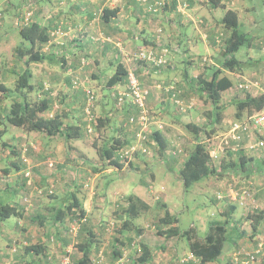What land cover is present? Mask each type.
<instances>
[{
    "label": "crops",
    "instance_id": "0c3cea01",
    "mask_svg": "<svg viewBox=\"0 0 264 264\" xmlns=\"http://www.w3.org/2000/svg\"><path fill=\"white\" fill-rule=\"evenodd\" d=\"M5 1L0 7L3 13V17L0 19V33L2 31V34L8 38V36L12 37L15 30L20 31L21 27L18 24L7 25L5 21L7 14L4 11L9 9V6L22 4L21 1L7 0V5ZM25 1L29 8H33L31 20L39 22L50 35L49 41L43 44L41 49L46 54V59L30 64L33 75L39 78L48 75V81L51 79V82L64 85L65 88L69 85L70 90L73 91L70 95L74 100L78 99L81 102L85 117L86 111L83 108L87 104L85 91L83 92V88H76L79 90L75 92L73 82L62 79L61 75L82 76L90 74L98 77L107 74L105 70L109 67L113 68L112 73H109V78L115 73L119 63L124 64L130 70L134 66L132 70L139 77L141 84L150 90L148 104L159 110L161 114H165L170 110L172 111V106H175V100L171 98L172 96L170 97L171 91L178 88L192 91L196 88L194 77L201 73L208 75L210 64L219 63L225 37V30L221 23L225 9L215 7L205 0ZM220 2L239 12L243 28L247 27V25H243L244 19L249 21V25H255L256 0H221ZM4 7L6 9L3 11ZM105 10H108V18L104 16ZM148 48L165 54L167 62L162 69L149 72L147 66H143L144 62L133 61L137 51ZM13 59L14 61L10 64L20 67L21 60L14 56ZM19 67L17 68L18 71L24 69ZM47 80H44L45 83ZM32 82H34V78ZM39 85L42 86V82ZM126 85L127 83H118L112 87L107 85L103 88L100 114L105 117V125L99 127L98 135L100 137L96 139L97 142L102 140V144L93 142L91 147L95 148L96 152H93L92 155L89 154L90 156L83 154L84 152L78 148V145L81 144L88 148L87 144L82 141L85 136L80 137L82 139L64 138L60 145L53 143V149H45L42 140L43 134L41 136L37 130L23 129L15 132L12 139L0 142V201L18 205L25 212V216L21 219L18 218L16 224L5 222V225H0V235L7 239H4V242L0 240V264H59L61 256L67 251H71L72 264H79L82 260L86 261L84 258L86 250H91L88 256V264H155L157 258L162 264H187L182 259L178 260L180 258L178 251L176 248L173 250L171 245L168 248H165V245L163 247L154 246L153 248L149 246L152 253L151 259L144 263L141 262L142 252L140 250L144 246L142 244L146 243L145 228L132 224L131 229H126L124 223L122 224L110 217L111 211L114 218L122 215L124 218L126 216L128 218L125 208L129 203L128 197L131 194L121 193L119 198H110L104 189L108 182L103 181L109 178L114 169L119 170L121 174L124 172L127 174L129 170L152 171L153 169L142 153H138L134 157L133 163L128 168L124 166L114 168L102 159L100 160V156L96 154L99 147L108 144L114 138L121 139L126 143L135 140V126L127 121L129 115L135 111L130 98L124 103L121 111L119 110V114H113V111L110 110V95L116 103V95L122 91L121 88L126 89ZM262 86L264 88V83ZM35 88L37 87L35 86ZM67 88L69 89V87ZM61 105V107L57 105L58 108L49 116H53L54 112H65L67 114V117L64 118L66 123L78 124L74 109L70 108L73 106V102ZM63 109H67V111H63ZM59 110L61 111L59 112ZM168 116L176 117L174 114ZM87 124L86 122V128ZM178 124V120L169 122L162 115H157L151 124V130L161 129L162 134L170 141L179 137ZM2 126L4 125H0V127ZM85 131L87 135L88 132ZM5 133H8V129L0 128V135ZM44 133L46 136H53ZM24 146L27 148L24 149ZM57 152L59 159L56 158V161L53 162L57 163L56 167H50L49 161L51 157L57 155ZM93 156H97L99 159L93 161ZM172 156V161L176 162L178 158ZM46 157L47 164L45 163ZM260 158L264 159V155ZM26 160L28 163L25 162ZM183 161L184 159L181 160V163ZM163 163L168 165V171L179 176L180 167H173V163L169 164L166 159H163ZM261 165L264 166V163ZM263 166H258L251 176L255 175V179L258 177L256 179L260 185H258V191L252 189L255 202L257 205L261 204L260 208L262 209H264ZM28 167L31 170L30 176L25 174ZM153 176L157 178V173ZM156 178H150V182L155 181ZM57 183H59L58 186ZM71 187L80 191L82 199L78 193L70 190L73 200L67 204L66 208L55 205L54 201L60 199L56 195L57 191L64 193ZM45 188L54 190L55 196L53 195L52 200H45L43 190ZM83 188H88L86 195L82 191ZM40 190L43 191L42 194L39 192ZM19 192L23 194L20 198H18ZM30 193L32 197L27 200L26 197ZM136 195L141 199H146L139 194ZM148 199H150L149 196ZM71 202H76L72 209L69 208ZM145 202L149 206L148 209H144L146 212L152 204L147 200ZM234 203L237 206L234 212L236 216L232 218L231 223L236 227L231 230V224L229 225L228 233L232 232L233 239H231L232 242L226 243L225 253L231 248V245L227 246L228 243L236 245L237 243L249 242L247 243L248 249H253L258 239L264 241V219L261 220L258 230H253L251 220L247 219L246 216L243 217L245 221L242 220L237 212L238 203L241 201L236 200ZM257 205L255 207H259ZM245 209L247 210L246 215H248V207ZM49 210H54V213H47ZM59 210H63L64 219L55 221ZM166 210L163 215H165ZM169 210L173 214L172 207ZM177 217L179 222L175 223L176 225L180 223V217ZM72 224L75 228L77 225L78 242H76V247L71 243ZM191 225V227H195V232L198 233L199 237V226L195 222H192ZM170 226L162 228L166 229ZM247 228L250 230L249 232L244 230ZM14 229L16 232L13 231ZM131 232L136 236L133 240L131 236H127ZM110 233H117L119 236H123V239L119 236H113L110 240L107 237ZM11 235L15 236L12 237ZM229 236L231 237V234ZM79 238L81 239L79 240ZM55 239L59 243L57 249L54 247ZM33 240L34 242H32ZM136 242H139V248L135 247L134 243ZM36 243L44 244L43 253L37 254L35 251L26 250L27 245ZM216 262L230 264L229 259L226 260L224 252L219 259L209 261L206 264H215Z\"/></svg>",
    "mask_w": 264,
    "mask_h": 264
},
{
    "label": "rangeland",
    "instance_id": "374dc122",
    "mask_svg": "<svg viewBox=\"0 0 264 264\" xmlns=\"http://www.w3.org/2000/svg\"><path fill=\"white\" fill-rule=\"evenodd\" d=\"M5 0H0V7L3 6V2ZM16 1H21L22 5H16V6H9V9L7 12H5L7 14V19L6 24L8 25H13V24H18V26L22 27V24H25V22H27V20L31 19V14L33 8L32 7H28L25 3V0H15ZM27 1H31V0H27ZM36 2V0H33ZM7 4V0L5 1ZM24 2V4H23ZM36 4V3H35ZM8 5V4H7ZM8 8V7H7ZM32 8V9H31ZM6 8L4 7L3 10H5ZM3 17V13H2V9L0 8V19ZM255 17H256V22L255 25L254 24H250L249 25V21L244 19L243 21V25H247L246 29L248 30L249 34L251 36L255 37V41L253 42V45L250 47L248 45H244L239 51L236 52L237 57H239L243 62H242V67L240 71H235V72H227L230 76V78H232V80L234 81V85L233 88L227 90L226 92L223 93V97L222 100L220 102V104L226 103V102H230V99L233 100V98H242L243 96H245L246 91L241 90L240 88H238V84L242 79L245 78H258L260 79L263 83H264V50L263 47L260 43H262V39L264 38V0H256V11H255ZM15 20H17V23H15ZM254 20V18H253ZM6 25V26H7ZM1 41H0V68H2V70H9L6 71L9 75H8V79L6 80V83L10 86H12L13 84V80H14V75L12 73V68L13 67H19L18 65H11L10 62H13V49L14 47L24 43V40L19 32V30H15L12 37L6 38L4 34H2L1 31ZM27 43V42H26ZM150 50H154L152 48H148V49H140L139 51H137V53L135 54V56L133 57V61L138 63V56L141 52H145L148 53ZM155 51V50H154ZM157 52V51H155ZM159 54V52H157ZM161 53V52H160ZM206 55V54H204ZM163 65H157L155 62L153 61H145L143 66H147V68L150 71H158L160 69H162V67L166 64L167 60L165 57V54L163 55ZM209 57V56H208ZM20 67L19 68H24V63L20 62ZM138 66V64H137ZM134 68V66H133ZM132 68V69H133ZM132 69L130 71H132ZM113 68H106L105 72H107V74L105 75H99L98 77H94L90 74H86V75H61V78L64 80H70L71 83H74V80L77 79L78 80V85H75L74 83V87L75 88V92H77L76 88H83V92L87 89H91L96 97V106H95V110H94V115L95 117L100 116L102 114H100V108L102 109V105H101V98H102V94H103V88L107 86V81H108V76L109 73H112ZM3 72V71H2ZM34 78V82L36 84L35 90L33 92L29 93V99L34 101L36 99H38L40 96H45L48 92L50 91V94L53 97V108L51 109L50 112L47 113H43V115L45 116H49L50 114H52L51 112L55 111L58 106H62L61 104H68L70 102H73V106H71V109H74V113L76 116V121L78 122L79 125H81L82 127L84 126L85 128V124L87 122V116L85 117L84 113L82 112V107H81V102H79L78 99H75L70 95L71 91L70 90V86L67 85V87H69V89L65 87H63L64 85H58V83H54L51 82V79L48 81V75L46 76H41L39 77H35ZM74 79V80H73ZM44 80H47V82L45 83ZM40 82H42V86H40ZM52 83V84H50ZM14 85V84H13ZM126 87H128V83L126 85ZM147 88V87H146ZM182 92H184V94L186 95L185 98L188 100L187 104H192V108L189 107L186 109V111H182L180 108H178L181 105H177L176 103L174 104L175 106H172V111L170 110V112H167L165 114H161V112L159 110H156L154 108H152L149 104H147V107L149 109V114L150 115H162L166 121L169 122H176L178 120L179 124H178V128L180 129L178 132V139H173L170 140L168 146H167V150L165 151L164 155H161L159 153V147L155 141L154 138L150 139V142L147 141V146L149 147V152L148 153H142L145 156V159L147 162H149L150 167L153 168L152 171H140L139 169H136L135 171H127V174L122 173L117 170L114 169V172L111 173L109 175L108 179H105L103 182L107 183L105 192L108 194V196L110 198H119L121 193H125V194H139L143 197L145 200H147L151 205L150 209L147 210L145 212L142 211V213H140L139 216L135 217V219H133V222L135 225H140L143 226L145 229V241L147 243V245H149L150 247H154V246H161L163 247L165 245V248H168L169 245H171V247H173V250L176 248L178 251V257H180L178 260H183V262H188V260H190L192 258V255L189 253V245H188V241L186 239V237L184 236H173L170 238L164 237V234H161L159 232V230L163 227L162 224L160 225V218L163 217V212L165 211V209L172 207V212L174 214H176L177 216L180 217V223L178 224V226H180V229L183 230H187L189 229L192 225V222H195L198 226H199V238H203L206 235V231L209 227V225L216 223V222H223L224 220H226V214H225V209L227 208V198L229 197L230 199H233L232 196V191H236L237 189H239L241 187L238 186L237 184L241 183V182H246V183H241L243 186L242 187H251L254 190L258 191V187L259 182L256 180L258 177H256V179L254 178L255 175H253V177H247L246 174L244 176L242 175H234L232 176V174H227V177L224 178H215V177H211L208 180H204V181H200L197 182L195 184H193L190 187H186L184 185L183 180L181 179L180 175L177 176L175 175L174 172H170L168 171V165L166 163H163V159H166L168 161L169 164L173 163V167H181L182 163L181 160L185 159L191 146H192V135L186 130L185 128V123L189 122V121H194L196 123H199L200 125L203 124H209L211 123L212 120V109H213V105L211 104L210 99H208V97L205 95L200 96L198 93L194 92L191 93V91L189 89H185L183 90L182 88H180ZM122 91L119 92H125L127 90L124 88H121ZM84 92V93H85ZM65 94L66 97H65ZM172 92H170V97ZM188 96V97H187ZM63 98V99H62ZM173 98V97H171ZM70 101V102H69ZM110 110L113 111V114H119V112L121 111V108L124 106H121L118 104L117 98H116V103L113 99V97L110 95ZM1 102V101H0ZM187 102V101H186ZM3 103V101H2ZM5 103L7 104L8 108L10 107V99H5ZM3 103V104H5ZM177 109H176V108ZM84 108V106H83ZM191 108V109H190ZM236 106L234 104V102L228 106H226L224 108V110L222 111V120L220 123L213 125H208V130H211L213 127H215V129L217 131H225L228 126L230 125L231 122H233L236 118ZM120 110V111H119ZM214 110V109H213ZM61 110H59L60 112ZM63 111H67V109H63ZM72 111V112H73ZM110 111V112H111ZM55 113V112H54ZM62 113V112H60ZM86 114V113H85ZM176 115V117L172 118L169 117L168 115ZM245 115V113H244ZM86 118V119H85ZM178 118V119H177ZM65 120V119H64ZM176 120V121H175ZM65 122H67L65 120ZM80 122V123H79ZM135 126V125H132ZM166 126V125H165ZM93 127H95V124L93 122ZM1 129H8V133H5L4 135H0V142L1 141H6L8 139H12L13 134H15V132H18L20 130H23L22 127H19L17 125H13L10 123H6V125L0 127ZM151 126H150V134H152V130H151ZM98 131H93L92 133L89 132V134L85 133V137L83 138V142L87 144L88 148H85L83 146V144L78 145V148L84 152L83 154H88V156H90L89 154H93V152H96L95 148H92L91 145L93 142L96 141V143L98 144L101 143L102 144V140L98 141L96 139H98L100 136L98 135ZM40 135L42 136V140H43V146L45 149H53L54 144L56 143L57 145H60L61 143H63L64 141V135L62 134H57V135H53V136H46V134L43 131H39ZM86 132V131H85ZM45 134V135H44ZM33 135V134H32ZM98 136V137H97ZM176 136V135H175ZM205 136V133L203 134L202 137ZM82 139V138H79ZM51 140V141H50ZM135 140L129 142V144H133ZM154 141V143H153ZM32 139H31V145H32ZM149 144V145H148ZM219 144V143H218ZM217 144V145H218ZM82 146V147H81ZM94 147V146H93ZM27 148L26 146H24V149ZM57 149V146L55 147ZM262 150H256V151H251L249 152L250 155L253 156H260L262 154L261 152ZM97 155H99L98 151L96 153ZM176 154L178 160L176 162L172 161L173 156ZM264 154V153H263ZM220 157L218 159L221 158V156L223 155H227V159L230 158L229 154H227V152H223L220 151L219 153ZM48 157V156H47ZM47 157L45 158V163L47 164L48 162H46ZM94 157V158H93ZM92 159L97 160L99 158H97V156H93ZM56 158L59 159L58 156V152L57 155L53 156V158L51 157L50 161H49V166L50 167H56V164L53 163L56 161ZM90 158V157H88ZM217 159V160H218ZM53 160V161H52ZM101 160V158H100ZM48 161V160H47ZM58 161V160H57ZM26 163H28V160L25 161ZM78 162V161H77ZM171 162V163H170ZM166 164V165H165ZM90 165H92V163L90 162ZM125 167H129L130 164L129 162L125 163L124 165ZM171 166V165H169ZM149 167V168H150ZM115 168V167H114ZM52 170V168H51ZM161 172V173H160ZM155 173H157V178L155 176H153ZM160 173V174H159ZM179 173V170H178ZM25 174L27 176L31 175V170L28 167V170L25 172ZM152 176V177H151ZM150 178L154 179L156 178L155 181L150 182ZM240 179V181H238ZM60 183V182H59ZM59 183H57V186L59 185ZM151 183V184H150ZM262 183V182H261ZM259 185V186H258ZM264 188V187H263ZM84 189V190H83ZM82 191L83 193L86 195V193L88 191V188H83ZM243 188H240L239 190H242ZM44 190V197H46L45 200L49 201L52 200L53 195H54V190H50V188H45ZM73 190L76 193H78L79 197L82 199L81 197V193L80 191L76 190V188L71 187L68 188L64 193L63 191H57L58 193H56V195L58 197H60V199L55 200V205H59V207L62 208H66L67 204L73 200V197L70 195L71 191ZM41 194L43 193L42 190L39 191ZM54 192V193H53ZM218 192H222L224 194V199H226V202L223 201V203L221 201L216 202L215 199V195ZM261 192V191H259ZM22 193L19 192L18 194V198L22 197ZM55 196V195H54ZM138 196V195H137ZM148 196L150 197V199H148ZM254 194L252 197H248L246 198H240L238 197L236 200L241 201V203L239 204V208H238V214H240L242 220L245 221V217L246 216V212L247 210L245 209V207L249 208L251 207H255L256 204V200L254 199ZM28 197V198H27ZM26 197L27 200H30V197H32L31 193ZM220 197V195H219ZM144 200V201H145ZM234 201H236L235 199H233ZM147 203V202H146ZM165 205H163V204ZM148 204V203H147ZM257 206H261V204H258ZM47 213L53 214L54 210H49ZM110 217L111 219H116V221H120V223H124L125 219L127 218V216L124 218L123 215L121 217H117L114 218L112 212L110 211ZM163 215V216H161ZM236 215H232V218L235 217ZM8 220H5L4 222H1L0 225H5L6 223H14L16 224L18 222V218L15 216H12L10 218H7ZM128 219V218H127ZM126 219V220H127ZM28 222H31L28 220ZM250 223L247 225V227L249 228ZM73 227V224H72ZM51 228V227H50ZM77 228V225H76ZM75 227H73V232L72 233V238H71V243L73 244L74 247H76V242H78L77 240V229ZM244 229L247 232H249V229ZM13 231L16 232V229H14ZM132 231V230H131ZM134 231V230H133ZM208 232V231H207ZM77 233V234H76ZM12 237H14L15 235H11ZM113 236H119V234L117 233H110L107 237L111 240V238ZM127 236H131L132 240L136 238V236L134 234H127ZM198 236V235H197ZM125 237V236H124ZM119 238L123 239V236H119ZM4 239L7 240L4 237H1L0 235V240L1 242H4ZM81 238H79L80 240ZM57 240L55 239L54 243V247L57 249L59 248V243L56 242ZM138 241V240H136ZM34 242V240L32 241ZM227 242H232L230 239L227 240ZM250 242H252V240H250ZM137 243V244H136ZM134 243L136 246V248L138 247L139 242ZM247 243L249 242H243V243H237L235 244H227V246L231 245V248L226 250V253L224 251L225 254V258L226 260L229 259V263L230 264H264V241L263 239H258L257 244H254V248L253 249H248V245ZM257 249H260L259 252L255 253V259L252 261H247L246 263H238L234 260V256L236 255V252L238 250H244V251H250V252H256ZM154 250V249H153ZM158 251V250H157ZM163 251H165L163 249ZM157 255V254H156ZM162 255V254H161ZM169 255V254H168ZM166 255V256H168ZM163 256V255H162ZM158 257V255H157ZM156 257V258H157ZM175 257V255H174ZM64 258H68L69 260V264H72V257H71V251H67L66 253H64L61 256L60 262L59 264L62 262V260ZM176 258V257H175ZM177 259V258H176ZM157 263L155 264H162L160 263V260H156ZM196 262V261H195ZM181 264V263H180ZM215 264H221L216 262Z\"/></svg>",
    "mask_w": 264,
    "mask_h": 264
},
{
    "label": "trees",
    "instance_id": "16d2710c",
    "mask_svg": "<svg viewBox=\"0 0 264 264\" xmlns=\"http://www.w3.org/2000/svg\"><path fill=\"white\" fill-rule=\"evenodd\" d=\"M220 1L221 0H205V2H209L215 7H222L225 9L224 15L221 19L222 26L225 30V37L222 45V52L219 56V65L217 62L216 64H210L208 67V75L201 73L197 77H194L196 88L192 91L190 90L191 93L196 92L200 96H203L205 93L208 99H210L214 110L212 109V120L211 123L208 124L209 126H214L215 124L220 123L222 120V111L226 106L233 102L237 108L235 114L237 119L234 121H243L251 114L264 108L263 91L257 94L246 91L245 96L242 98H234L232 102L220 104L223 93L235 86L234 81L230 78L227 72L240 71L242 67L243 61L237 57L236 52L244 45L252 46L255 41V37L251 36L248 30L242 27L239 12L234 8H228ZM6 11H8V9ZM104 16L105 18H108V10L104 11ZM19 32L24 43L14 47L13 55L14 57H17L18 60H21L20 62L24 63V69L18 71L16 66L12 68L11 71L14 75V85L12 84V86H10L6 83L9 75L6 71L9 70H2V68H0V125L10 123L29 131H43L49 135L62 134L66 139L85 136V130H87V128H84V126L82 127L79 124L66 123L64 118L67 117V114L65 112L61 114L54 113L53 116L43 115V113L50 112L53 108L54 102L50 91L46 92L47 94L45 96H40L34 101L28 98L29 93L33 92L36 86V84L32 82L34 75L30 68V64L32 62L43 61L46 59V54H44L41 49L43 44L49 41L50 35L39 22L32 21L31 19L23 24ZM263 40L264 38L262 39V42ZM260 44L262 45V43ZM24 57L27 58L24 60ZM139 62H145V60H138V63ZM129 74L130 69L126 68L124 64L119 63L115 73L108 78L107 85L112 87L118 83H128ZM171 92L172 94L175 93L178 98L184 100L185 103H188V100L185 98L186 95L180 88ZM5 99H10L9 108L5 103ZM2 101L5 104H3ZM134 107L135 111L129 115L127 121H129L131 116H137L139 114V107L136 104H134ZM109 118L108 120H110ZM95 119V131H97L99 130V127L105 125V117L100 115ZM208 125H200L194 121H189L184 125L193 138L192 146L179 169V175L187 188L197 182L208 180L211 177H227V174H232V176L246 174L247 177H251L258 166H263L261 164L264 163V159L260 158V156L256 157L250 155L249 152L251 151L243 146L239 147L237 150L227 149L226 152L229 154L230 158L227 159V155H223L220 159L215 160L211 154V144L209 143V139L218 131L215 127L208 130ZM204 133L205 136L202 137ZM150 136L155 139L159 147V153L164 155L170 142L162 134L161 129L158 128L153 130ZM127 145L130 144L123 142L121 139L114 138L109 141L108 144L99 147L98 153L100 158L106 164L115 168H121L125 163L122 162L119 151L120 148ZM174 156H176V154H174ZM132 161L133 160L129 161L130 164L133 163ZM241 183L237 184V187H240V185L242 187L243 185ZM219 195H221V197H219ZM128 200L129 203L125 208L128 219L125 220L123 225L126 229H131V226L134 225L133 219L139 216L144 209H148L149 206L143 199L135 194H131L128 197ZM214 200L216 202H226L222 192H218L215 195ZM234 202L233 199H230L229 197L227 198L226 204L228 206L225 209V214L227 216L226 220L211 224L207 234L203 238L197 236L198 233L195 232V227L182 231L180 226L175 224L179 222V218L176 214L170 213V208H168V206L165 215L160 218V225L162 224L163 227L171 226L166 229L161 228L159 232L164 234L167 238L173 236L186 237L189 245V253L192 255V258L186 262L187 264H206L209 261H216L225 251V245L230 237L229 234H231L230 240L233 239L232 232L228 233V231L230 224L231 230H234L236 227L231 223L232 215L237 208ZM74 204H76V202H71L69 208L72 209ZM70 213L72 212L70 211ZM12 216L21 219L25 216V212L22 207L18 205L0 201V223ZM246 218L251 220L253 230H258L261 220L264 219V209L260 207H251L249 208ZM55 219V221L64 219L63 210L58 211ZM142 245L144 246H142L143 250L142 247L140 250L142 252L140 261L144 263L151 259L152 253L151 249H149V245L146 243ZM44 249L45 246L42 243L26 246L27 251H35L37 254L43 253ZM90 253L91 250H86L84 254L86 261L82 260L79 264H88V256Z\"/></svg>",
    "mask_w": 264,
    "mask_h": 264
},
{
    "label": "built area",
    "instance_id": "2783aa9c",
    "mask_svg": "<svg viewBox=\"0 0 264 264\" xmlns=\"http://www.w3.org/2000/svg\"><path fill=\"white\" fill-rule=\"evenodd\" d=\"M262 47L264 50V40L262 42ZM163 55L164 53L158 54L154 50H150L148 53L141 52L138 59L141 61H153L157 65H163ZM74 83L75 85H78V80L75 79ZM262 83L263 82L258 78H245L239 82L238 88L257 94L262 91L264 92ZM149 93L150 90L141 84L137 74L132 70L129 74L127 90L125 92H119L116 95L119 105L123 106L125 101L130 98V101L133 104H136L140 109L139 114L137 116H131L128 121L129 124L136 126V141L133 144L120 148L119 151L120 158L124 163L133 160L137 153H148L150 151L147 146V141L150 142V126L155 121L156 116L149 114V109L147 107ZM171 95L173 100H175V103L178 106L181 105L179 108L182 111H186L187 108L192 107V104L185 103V101L178 98L175 93ZM86 96L87 104L85 111L88 123L87 132L89 134V132L92 133L95 130L93 122H96V117L94 115L96 97L91 89L86 90ZM209 140V143L211 144V154L215 160L220 157V151L225 152L227 149L237 150L241 146L250 151L262 150V154L260 155V157H262V155H264V108L251 114L243 121L231 122L225 131L214 133ZM241 188L243 189L232 191L233 199L236 200L238 197L241 199H247L248 197L250 198L253 196V189L251 187L244 186ZM259 251L260 249H257L256 252L238 250L234 256V260L238 263L252 261L255 259V253ZM60 264H69L68 258H64Z\"/></svg>",
    "mask_w": 264,
    "mask_h": 264
}]
</instances>
